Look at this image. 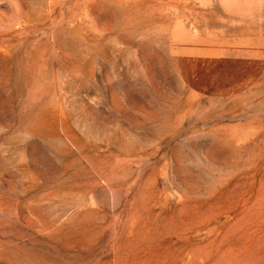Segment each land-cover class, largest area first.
I'll list each match as a JSON object with an SVG mask.
<instances>
[{"label":"rangeland","instance_id":"374dc122","mask_svg":"<svg viewBox=\"0 0 264 264\" xmlns=\"http://www.w3.org/2000/svg\"><path fill=\"white\" fill-rule=\"evenodd\" d=\"M0 264H264V0H0Z\"/></svg>","mask_w":264,"mask_h":264}]
</instances>
